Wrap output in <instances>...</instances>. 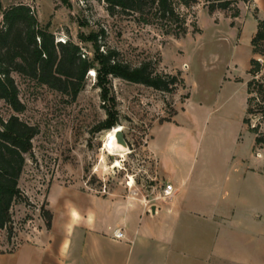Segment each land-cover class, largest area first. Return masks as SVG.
Wrapping results in <instances>:
<instances>
[{"label": "rangeland", "instance_id": "obj_1", "mask_svg": "<svg viewBox=\"0 0 264 264\" xmlns=\"http://www.w3.org/2000/svg\"><path fill=\"white\" fill-rule=\"evenodd\" d=\"M0 1L3 10L29 6L55 42H73L92 64L74 100L16 73L11 75L24 110L15 113L0 100V119L16 115L36 127L37 135L19 179L23 197L11 208V223L0 230V251L22 243L39 222L46 224L41 209L47 210L50 188L54 199L60 187L76 186L97 196L135 193L147 204L157 202L168 183L150 144L165 171L193 173L190 185L196 178L204 183L219 179L226 156L250 155L251 136L254 143L256 137L260 139L252 154L263 153L264 97L256 93V85H264V55L254 56L250 41L257 21H264V0H255L263 5L259 14L252 0H237L230 10L213 11L204 0L189 7L173 0L187 30L179 38L166 34L156 23H143L138 14L111 16L103 0H68L69 6L59 0ZM101 31V50L117 52V59L130 67L148 63L155 73L180 74L184 85L163 93L105 75L92 43L81 40ZM260 48L264 50V45ZM252 58L261 63V70L255 76L257 83L250 95L254 100L247 113ZM118 126L128 153H114L110 148Z\"/></svg>", "mask_w": 264, "mask_h": 264}, {"label": "crops", "instance_id": "obj_2", "mask_svg": "<svg viewBox=\"0 0 264 264\" xmlns=\"http://www.w3.org/2000/svg\"><path fill=\"white\" fill-rule=\"evenodd\" d=\"M252 1L259 14L263 5ZM251 139L250 155L226 156L219 179L192 185V172L165 171L150 144L174 189L154 204L76 186L60 187L54 199L50 188V227L39 222L22 243L0 251V264H264V150L253 155Z\"/></svg>", "mask_w": 264, "mask_h": 264}, {"label": "trees", "instance_id": "obj_3", "mask_svg": "<svg viewBox=\"0 0 264 264\" xmlns=\"http://www.w3.org/2000/svg\"><path fill=\"white\" fill-rule=\"evenodd\" d=\"M69 6L68 0H59ZM237 0H204L211 11L230 10ZM246 1V0H243ZM109 15L117 12L138 14L140 21L146 24L156 23L165 33L179 38L186 34L185 21L177 13L173 0H103ZM197 0H180V4L189 7ZM0 100L13 112L21 113L23 104L18 99V90L12 74L26 77L37 84L66 95L74 100L83 89L91 62L81 53V48L71 41L55 42L54 35L39 26L32 9L23 4L2 9L0 1ZM238 16V10L234 11ZM102 34L91 33L81 36L84 42H90L95 52V60L105 75H111L129 83L143 85L163 93H173L177 86H183L180 74L155 73L148 63L138 67L117 59L118 53L101 50L99 37ZM252 54L264 55V21H257V30L250 41ZM248 74L252 79L247 83L246 112L251 111L250 97L256 85L255 76L261 70V63L252 58L249 61ZM257 92L264 97V85L257 83ZM169 122V121H167ZM247 120H242L246 124ZM255 133V128L250 130ZM37 135V128L11 115L7 120L0 119V230L11 223V208L22 199L19 179L25 165V155L32 149V139ZM260 139L255 138V144ZM41 216L46 220V227L51 224V213L41 209Z\"/></svg>", "mask_w": 264, "mask_h": 264}, {"label": "built area", "instance_id": "obj_4", "mask_svg": "<svg viewBox=\"0 0 264 264\" xmlns=\"http://www.w3.org/2000/svg\"><path fill=\"white\" fill-rule=\"evenodd\" d=\"M62 43H64V42H62ZM173 192H174V189H173L172 185L171 184H166L164 189L162 190L161 197L162 198H169V197L172 196ZM114 238L122 239L123 238V234L119 230H116L114 232Z\"/></svg>", "mask_w": 264, "mask_h": 264}, {"label": "water", "instance_id": "obj_5", "mask_svg": "<svg viewBox=\"0 0 264 264\" xmlns=\"http://www.w3.org/2000/svg\"><path fill=\"white\" fill-rule=\"evenodd\" d=\"M114 138H115V142L118 146H121L122 148L129 150L128 144L124 138L122 130H120V129L116 130V132L114 134Z\"/></svg>", "mask_w": 264, "mask_h": 264}, {"label": "bare ground", "instance_id": "obj_6", "mask_svg": "<svg viewBox=\"0 0 264 264\" xmlns=\"http://www.w3.org/2000/svg\"><path fill=\"white\" fill-rule=\"evenodd\" d=\"M118 129L122 130V128L119 127V126L114 129L113 137H112V139L110 141V148H111L112 152H114V153H118L120 151H124V152L128 153L129 150H127L125 148H122L121 146H118L116 144V142H115L114 134H115L116 130H118ZM111 156H115V154L114 155H111Z\"/></svg>", "mask_w": 264, "mask_h": 264}]
</instances>
